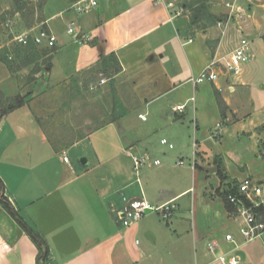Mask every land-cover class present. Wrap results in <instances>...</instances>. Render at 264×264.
I'll return each instance as SVG.
<instances>
[{
  "label": "crops",
  "instance_id": "1",
  "mask_svg": "<svg viewBox=\"0 0 264 264\" xmlns=\"http://www.w3.org/2000/svg\"><path fill=\"white\" fill-rule=\"evenodd\" d=\"M79 1L57 0L53 11L41 17L38 25L50 30L56 42L36 46L39 54L33 63L24 64L21 54L16 56L17 44L3 48L14 62L9 69L0 61L4 76L19 81L14 96L24 97L25 78L31 66H38L30 78L33 100L23 101L0 121V198L43 239L48 257L38 260L36 244L0 203V264H221L216 257L222 253L236 256L241 264H264V239L244 242L228 230L232 224L237 229L238 223L219 196L231 183L246 177L264 179L260 154L264 141L260 130L264 125V17L252 10L258 0H240L243 17L225 28L216 22L203 30L196 29L197 21L186 16L170 21L167 10L153 6L150 0H95L89 12L66 21L61 34L59 25L63 24H54L55 17ZM224 2L221 11L225 16ZM258 7L263 9L264 3ZM18 13L13 16L14 35L41 29L26 28ZM71 21L88 42L64 37ZM168 26L188 37L180 41L188 63L183 77L176 69L163 68L160 76L151 72L158 64L150 57L151 36ZM196 33H200L201 45L193 40ZM161 38L155 35L153 39L160 44ZM243 38L250 43L251 60L240 72L227 73L222 66ZM116 58L119 69L112 76L114 88L121 79L131 84L130 92L117 94L113 113L105 122L90 129V117L79 121L76 106L68 101V105L61 103L69 112L62 118H57L58 109L53 119L44 117L51 109L38 105L40 80L49 76L44 91L56 93L100 60ZM212 59L220 61L218 78L194 86L190 79ZM53 76L57 82L51 85ZM160 77L168 82L165 89L159 88ZM68 89V95L72 94ZM3 91L0 88L1 95L9 99ZM218 97L224 103L223 113ZM161 99L165 101L158 103ZM180 105L185 106L182 112L175 110ZM140 114L146 115L145 121L138 118ZM129 122L137 123V135L124 141L119 128ZM162 139L173 148L162 145ZM88 145L90 156L80 151L87 164L79 161L77 165L70 156L63 162L64 153L67 156ZM129 149L146 160L134 175L124 170L118 157ZM156 160L158 165H154ZM218 168L225 180L220 179ZM123 197L144 198L152 206L170 203L173 214L169 220L149 214L123 228L117 216ZM226 234L233 235L234 244L225 240Z\"/></svg>",
  "mask_w": 264,
  "mask_h": 264
},
{
  "label": "rangeland",
  "instance_id": "2",
  "mask_svg": "<svg viewBox=\"0 0 264 264\" xmlns=\"http://www.w3.org/2000/svg\"><path fill=\"white\" fill-rule=\"evenodd\" d=\"M18 0H0V53H3V48L8 46L9 48L14 47L16 43L13 41V35L17 32L15 30L16 22L14 21L13 16L15 15V12H19L17 16L21 17V21L23 20L27 27H35V29L41 28L40 25H38L39 20L42 16H48L50 12L53 11V8L55 5H58L59 3H54L55 0H21L19 4H17ZM61 0H59L60 2ZM177 4L184 7V12L181 16H186L190 20L195 19L197 20V23L195 24V28L198 30H203L208 27H210L211 24H216V21L219 19H223L224 15L222 13L221 9V0H176ZM227 1V0H225ZM264 0H258L256 2L252 3V10L258 12L262 17H264V8L260 9L258 6L260 4H263ZM55 4V5H54ZM20 6V8L18 7ZM186 10V11H185ZM215 13H213V12ZM78 13H76L73 9L72 10H66L63 12L60 16L55 17L54 24L56 23H62L63 25H59V29L62 33H64V24L66 21L74 20L76 18ZM215 14L218 18L215 16L212 17ZM79 15V14H78ZM18 18V17H17ZM179 18V17H178ZM9 20L10 26H6L7 21ZM171 26V25H170ZM168 26L167 28H164L160 30L155 35L162 36L160 44H158L155 39V35L151 36L152 39V52L151 56L152 59L157 61L158 64H155V66L152 68V73L154 72L157 75L162 74V69L165 70H173L176 69V71H179L183 76L187 75L188 72V63L187 58L185 57L183 48L180 44L181 42H184L188 39L187 36H184V33L180 30V32H173V28ZM24 28V27H23ZM67 28V27H66ZM65 28V29H66ZM165 31V32H164ZM264 31V26L263 30ZM67 34V33H66ZM186 34V33H185ZM200 33L192 34L193 40L195 41V44L201 45V40L199 37ZM67 36L72 35H64V37L68 38ZM158 44V45H157ZM156 45V46H155ZM190 44H188L185 47V50L187 53L189 52ZM32 54V53H30ZM38 54V53H33ZM36 56V55H35ZM34 56V57H35ZM163 56L162 59H160ZM107 61V62H106ZM38 66V63L34 64V66H31L30 74H28L26 79V85H22V94H24V101H29L31 99V94L33 93V90L31 88L32 83L30 82L31 75H34V70H36ZM119 69V62L118 59H109L105 61H99V63L96 66H93L87 70L84 71L82 75H78L71 79V83L69 84V87L67 84H64V89H62L61 85H59V92L53 93V92H45L44 86L46 84H49L50 78L45 77L44 80L39 81V85L37 83V86L41 89H38V105L40 107H46L47 109H51L50 111L44 113V117H47L49 120L53 119L55 117L53 112L55 109L60 110V115L57 118H60L62 114L69 113L66 107H62L63 103L64 105L68 103L72 106H76V116L79 119V121L85 122V120L90 117L92 121V127L90 129H95L98 127L96 124H101L105 122L108 119V116H110L111 113H113V106L114 102H116L115 97H117V94L120 93L123 95L125 91L130 92V85L123 83L122 80H118L115 84V88L113 85L112 76L116 73ZM113 70V71H111ZM118 72V71H117ZM148 74L149 72L146 71ZM178 73V72H177ZM5 74V67L0 66V88H2L7 94L4 93L5 97H11L14 98L15 90L17 87L18 80L12 79V78H6L4 76ZM149 75V74H148ZM195 75L194 77H196ZM57 76L51 77V85L55 84L57 82ZM161 78V77H160ZM104 79L105 82L101 83L100 80ZM24 83V80H22V84ZM207 83V82H205ZM204 84V83H201ZM71 85V86H70ZM57 86V85H56ZM166 86H168V82L163 80V77L160 79L159 82V88L162 89V87L165 89ZM71 89H68L70 88ZM74 88V89H73ZM66 89L72 90V94H69L66 92ZM41 91V92H39ZM137 91V90H136ZM2 99H5L1 95ZM35 99V98H34ZM33 100V99H31ZM30 100V101H31ZM68 101V103H67ZM165 99H161L158 103H163ZM60 104V105H59ZM141 105V101L139 103ZM138 105V106H139ZM61 107V108H60ZM84 109V111H83ZM99 115H102L101 117H98ZM51 117V119H50ZM62 118V117H61ZM137 128L138 125L136 122H129L127 125H123L119 128V132L121 133V136L123 140L131 139L133 140L134 137L137 135ZM127 144V143H125ZM129 147L132 145L131 142L128 143ZM127 144V145H128ZM134 146V145H133ZM80 151H84L83 154L89 155L91 149L88 146H84L79 151H72L67 154V157L70 156L72 162H75L77 165L81 158H84L83 154L80 153ZM128 153V154H127ZM130 154V155H129ZM160 156H162L160 154ZM119 161L121 162L122 167L124 170H128L126 172L132 173V175L135 174L133 169V161L131 160L132 157H137V152L135 149H129L126 154L122 153L119 156ZM92 157H90L91 159ZM183 160V159H182ZM186 160V159H185ZM185 160H183L185 162ZM107 169H109V165L107 166ZM103 169H101L99 172H102ZM149 214H156L154 212H150ZM232 233H238L236 231L235 224H232L231 227L228 229ZM264 239H259L260 241Z\"/></svg>",
  "mask_w": 264,
  "mask_h": 264
},
{
  "label": "built area",
  "instance_id": "3",
  "mask_svg": "<svg viewBox=\"0 0 264 264\" xmlns=\"http://www.w3.org/2000/svg\"><path fill=\"white\" fill-rule=\"evenodd\" d=\"M253 2L255 0H248ZM153 6H163L168 13L170 21L179 17L184 12V8L177 4L176 0H150ZM96 5L95 0H81L72 6V9L78 14H85L90 11L92 7ZM226 14L223 20H218L217 25L225 28L234 19H241L243 17L244 8L242 7L240 0H227L224 2ZM6 26H10L9 20ZM66 33L72 35L79 43H86L89 38L82 35L76 29V23L71 21L67 25ZM13 41L20 46H27L32 43L35 46L42 45L44 43L54 44L56 42V36L50 32V30L41 28L35 34L32 32H23L13 36ZM189 39L187 42L190 43ZM250 43L246 39H240L238 46L230 53L227 60H225L222 69L227 73L236 74L241 71L242 67L250 62ZM219 60L212 59L204 69L195 78H191V83L195 86L197 84L205 82H214L219 76ZM101 83L105 80L101 79ZM190 101H194L191 98ZM184 105L177 106L176 111L182 112ZM138 118L145 121L146 115H138ZM162 145L168 146L172 149L173 145L168 143L166 139H162ZM195 146V145H194ZM63 162H68V157L63 155ZM133 167L136 172L145 163V159L133 157ZM159 161H154V165H158ZM179 165H183V161L178 162ZM229 204L234 207V219L238 223V234L243 238L244 242H251L264 237V221L260 215L261 210H264V179L257 180L254 178L246 177L239 181L236 185L235 192L229 193L226 196ZM124 205L121 210L118 211L117 216L121 222L123 228H130L143 219L148 213H156L162 220H169L173 214L174 206L170 203H166L160 206H152L144 198L140 199H126L123 197ZM225 240L229 243H235L232 234H226ZM4 249H8L7 245L3 246ZM213 248L209 246L211 251ZM216 260L221 264H241L239 259L227 253H222L216 257Z\"/></svg>",
  "mask_w": 264,
  "mask_h": 264
},
{
  "label": "trees",
  "instance_id": "4",
  "mask_svg": "<svg viewBox=\"0 0 264 264\" xmlns=\"http://www.w3.org/2000/svg\"><path fill=\"white\" fill-rule=\"evenodd\" d=\"M20 1L21 0H18L17 4H19ZM18 7L20 8L19 5H18ZM196 18L194 20H196ZM215 21H216V18H215ZM262 40H263V43H264V36H263ZM17 46H18V49H16L17 50V55L16 56H18V54L20 53L22 58L24 59V64L33 63L34 58L39 54L38 48L32 43L28 44L27 46H20V45H17ZM35 52L38 53V54H33ZM30 53H32V54H30ZM111 57L115 58L114 55H112ZM0 61L4 65H6V67L9 68V69L13 67L14 62L10 61L7 58V54H6L5 51H3V53H0ZM23 101H24V97H21L19 95L14 96V98L2 99L1 93H0V121H1L2 117H4L8 112L12 111L13 109H16V108L20 107L23 104ZM217 102H218L220 111L223 113V110H224L223 101L218 97L217 98ZM260 130L264 131V125L260 127ZM260 154H261L262 157H264V141L261 142ZM217 173H218L220 179H222V180L226 179L225 175H223V173H222L220 168L217 169ZM236 185H237V183L233 182L225 190H223L222 193H219V196L222 198V200H223V202L225 204V207H226V209L228 210V212L230 214H232L234 212V207L231 204L228 203V201L226 199V196L229 193L235 192ZM0 203L4 206V208L6 210H8L10 213L13 214L14 218L26 230V232L29 235V237L36 244V246L38 248V251H39L38 260L45 261L47 259V257H48V250H47L46 244L43 241V239L38 234H36L33 230H31L23 222V220L18 216V214H14L10 210V206H9L8 202L5 200L4 197L0 198ZM259 212H260V215L262 217V220L264 221V210H261Z\"/></svg>",
  "mask_w": 264,
  "mask_h": 264
},
{
  "label": "water",
  "instance_id": "5",
  "mask_svg": "<svg viewBox=\"0 0 264 264\" xmlns=\"http://www.w3.org/2000/svg\"><path fill=\"white\" fill-rule=\"evenodd\" d=\"M80 163L85 165V164H87V160L85 158H81L80 159Z\"/></svg>",
  "mask_w": 264,
  "mask_h": 264
}]
</instances>
